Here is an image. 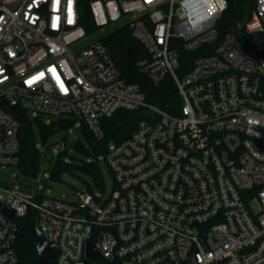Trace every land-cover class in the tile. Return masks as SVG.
<instances>
[{
    "label": "built area",
    "instance_id": "2783aa9c",
    "mask_svg": "<svg viewBox=\"0 0 264 264\" xmlns=\"http://www.w3.org/2000/svg\"><path fill=\"white\" fill-rule=\"evenodd\" d=\"M253 4L245 33L264 44V0ZM216 7L194 32L181 0H0V99L47 121L82 120L97 139L102 118L142 111L100 156L114 178L107 196L85 189L70 201L43 194L38 178L36 191L0 181V264H17L16 219L29 210L54 264H264V53L220 34L227 1ZM120 26L146 50L141 71L172 78V112L120 75L103 42ZM18 127L0 106V164L17 162Z\"/></svg>",
    "mask_w": 264,
    "mask_h": 264
},
{
    "label": "trees",
    "instance_id": "16d2710c",
    "mask_svg": "<svg viewBox=\"0 0 264 264\" xmlns=\"http://www.w3.org/2000/svg\"><path fill=\"white\" fill-rule=\"evenodd\" d=\"M227 7L221 13L216 28L221 34L226 30H234L241 43L264 53L263 37L260 33H245V23L251 17L254 7L253 0H226ZM87 14L81 20L85 31H89L90 23ZM110 50L115 66L120 75L128 82L137 83L145 93L147 102L157 105L167 111H173L181 103L172 78L168 75L158 83H153L146 73L141 71L137 61L147 56L143 45L133 38L127 26L116 27L103 38ZM191 53L181 52V65ZM183 61V62H182ZM0 106L19 121L17 131L18 151L15 170L27 180H35L41 172H47L48 178L62 181L63 174H69L79 179L93 192L92 184L99 189L104 188L100 156L105 153L106 143L110 140L118 142L128 137L135 129L137 121L142 117V111L117 110L112 116L102 118L103 137L97 139L87 125L72 117L50 118L48 121L41 115L30 116L24 109L9 105L0 99ZM78 122V126L75 124ZM76 128L81 138L73 148L74 154L60 150L56 157L51 153L53 138L70 128ZM64 141L66 136H63ZM81 155V157H80ZM81 158L83 162L77 161ZM88 158L89 160H86ZM43 162H52L51 166L43 168ZM17 234L14 248L17 254V264H39L35 248V213L29 210L23 217L16 219ZM47 264H54L50 258Z\"/></svg>",
    "mask_w": 264,
    "mask_h": 264
},
{
    "label": "rangeland",
    "instance_id": "374dc122",
    "mask_svg": "<svg viewBox=\"0 0 264 264\" xmlns=\"http://www.w3.org/2000/svg\"><path fill=\"white\" fill-rule=\"evenodd\" d=\"M89 37L84 39L83 41H88ZM82 41V42H83ZM81 42V43H82ZM58 117H53L52 119H56ZM75 126H78L75 124ZM63 136H66V140L64 141ZM81 138L78 134V130L74 128H70L68 132L58 133L54 138L53 147L51 149V153L56 157L57 153L61 150H65L68 154H74L76 151L73 146L79 142ZM81 157V155H80ZM86 160H89L86 158ZM77 161L83 162L81 158H78ZM52 162H43V168L47 170L51 166ZM102 176L104 180V188L99 189L96 188L93 184L91 185L93 189L102 190L104 196H107L111 189L114 186V178L109 170L106 162L103 159H100ZM47 172H41L38 176L39 184L41 187V192L45 195L54 196L58 198H63L66 200H76L80 198V194L84 192L86 186L77 178L69 175L63 174L62 181L56 182L48 178ZM0 181L3 182L8 187L13 185L20 187H29L33 186L35 180H27L21 175H18L14 165L0 164ZM88 191V190H87Z\"/></svg>",
    "mask_w": 264,
    "mask_h": 264
},
{
    "label": "clouds",
    "instance_id": "9594fccd",
    "mask_svg": "<svg viewBox=\"0 0 264 264\" xmlns=\"http://www.w3.org/2000/svg\"><path fill=\"white\" fill-rule=\"evenodd\" d=\"M214 6L218 13L226 7V0H181V12L188 28L194 32L203 30L212 19L210 10Z\"/></svg>",
    "mask_w": 264,
    "mask_h": 264
},
{
    "label": "water",
    "instance_id": "95a60500",
    "mask_svg": "<svg viewBox=\"0 0 264 264\" xmlns=\"http://www.w3.org/2000/svg\"><path fill=\"white\" fill-rule=\"evenodd\" d=\"M34 190H37V183H34ZM2 212L10 219L14 218V211L5 205L1 206ZM35 233V248L39 260V264H47L48 260L54 255V250L50 247L47 237L44 233L36 226L34 228ZM87 251L93 257H96V253L92 251V242H88Z\"/></svg>",
    "mask_w": 264,
    "mask_h": 264
}]
</instances>
